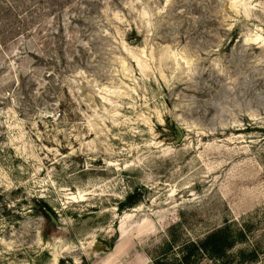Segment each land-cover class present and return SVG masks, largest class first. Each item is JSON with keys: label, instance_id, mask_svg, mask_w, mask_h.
I'll return each instance as SVG.
<instances>
[{"label": "rangeland", "instance_id": "374dc122", "mask_svg": "<svg viewBox=\"0 0 264 264\" xmlns=\"http://www.w3.org/2000/svg\"><path fill=\"white\" fill-rule=\"evenodd\" d=\"M225 221L264 264V0H0V264H179Z\"/></svg>", "mask_w": 264, "mask_h": 264}, {"label": "trees", "instance_id": "16d2710c", "mask_svg": "<svg viewBox=\"0 0 264 264\" xmlns=\"http://www.w3.org/2000/svg\"><path fill=\"white\" fill-rule=\"evenodd\" d=\"M137 204L138 199L134 200L133 197H129L127 203L122 205L121 208H132ZM252 233V227L249 226L247 221L240 224L225 221L221 227L215 229L199 243L186 245L183 250V258L179 264H192L195 261L191 260H195L197 255L207 256L218 264H231V261L235 260H238L239 263H253L259 257L257 252V249H260L259 244L252 245L249 248L252 249L251 251L240 250L238 255H230V252L238 245L247 244ZM193 257L194 259H192ZM156 264L167 263L157 262Z\"/></svg>", "mask_w": 264, "mask_h": 264}, {"label": "water", "instance_id": "95a60500", "mask_svg": "<svg viewBox=\"0 0 264 264\" xmlns=\"http://www.w3.org/2000/svg\"><path fill=\"white\" fill-rule=\"evenodd\" d=\"M175 129L178 133V137H177L176 141L174 142V144L178 145L183 140L184 134L178 127H176ZM52 219L56 223L54 218H52ZM110 249H111L110 243L104 239H100V240L96 241L95 243H93V245L91 247V250L93 253H102V252H105V251L110 250ZM69 264H72V263H69Z\"/></svg>", "mask_w": 264, "mask_h": 264}]
</instances>
